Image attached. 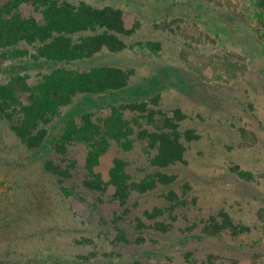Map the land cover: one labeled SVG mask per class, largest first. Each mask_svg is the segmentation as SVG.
<instances>
[{"label": "rangeland", "instance_id": "obj_1", "mask_svg": "<svg viewBox=\"0 0 264 264\" xmlns=\"http://www.w3.org/2000/svg\"><path fill=\"white\" fill-rule=\"evenodd\" d=\"M55 1L119 8L133 33L123 37V51L81 61L49 60L43 54L53 46L44 44L0 50V90L10 88L18 103L15 124L27 131L46 118L34 114V101L51 97L46 77L60 70L117 67L131 74L129 86L73 97L37 147L0 112V264H209L210 256L218 264H264L263 3L48 2ZM41 2L0 0V17L24 18L41 35L51 24L35 9ZM102 76L95 88L104 86ZM130 104L138 111L123 108ZM98 131L111 145L86 143ZM175 143L187 148V163L153 167L163 162L158 151ZM117 161L129 174L124 203L112 180ZM49 162L72 177L55 176ZM157 172L178 175L177 182L145 192ZM211 224L222 226L220 235L210 234Z\"/></svg>", "mask_w": 264, "mask_h": 264}, {"label": "trees", "instance_id": "obj_2", "mask_svg": "<svg viewBox=\"0 0 264 264\" xmlns=\"http://www.w3.org/2000/svg\"><path fill=\"white\" fill-rule=\"evenodd\" d=\"M44 1L45 2H41V4L36 3L35 9L43 13V16H45V18L47 17V20H49L51 24L43 29L41 35L39 33H31L28 21L24 20V18H12L8 21V19H2L0 17V50L16 47L21 42H27L33 45L44 44V47L53 46L54 51L51 54H43V56L49 60L59 62L81 61L92 58L94 55L105 51L112 53L123 51L126 48L123 37L133 33L132 30L126 29L123 20V12L119 8L111 6L100 8L88 2H82L75 7L67 1L61 3L55 1L54 4L48 2L53 0ZM260 1L264 5V0ZM57 5H60L62 8L58 9L56 7ZM52 6H55V10H52ZM33 25L37 27L36 23H33ZM58 73L57 75L46 77V84L48 82L54 86L51 97L49 98V92H46L43 94V97H45L44 101H34V114L38 112L39 114L45 115L46 118L39 117L32 125L29 124V127H33H30L27 131L24 129L22 122L20 125L21 128L15 124L16 119L12 114L17 112L18 103L12 98L11 89L6 88V86L0 90V112L3 111L5 114L9 113L7 115L9 116L8 120L11 123V127L23 141H28L27 143H30V141L36 140L35 144H31L32 146H41L46 139L50 137L48 126L61 117L60 109L63 106L69 105L73 97L79 94L114 92L123 89L129 86L131 76V74H125L123 69L111 66H101L94 70L91 69L89 72L82 73L69 72V70H60ZM99 73H103V76L98 81H102L104 86L95 88L98 87L96 86L97 82L95 81V77ZM3 90L7 93L6 95L1 94ZM3 102L6 103V107ZM143 106L145 107L147 105L145 104ZM123 108L129 109L130 111H138V106L133 104ZM150 111L152 117H154L155 112L152 110ZM27 112L28 110H26L25 113L28 114ZM168 127H172V125L169 124ZM128 131L131 132L129 128ZM102 135V132L98 131L97 134L93 133L92 138L90 137L85 141L86 143L95 144L104 141L108 146L111 145L113 142L111 136L103 137ZM36 136H39L38 140ZM167 148L169 149L158 151L157 156L161 154L163 156V162L158 164L155 160L152 162L153 167L168 169L177 166L179 163H187L188 160L185 158L187 148L185 145L183 146L181 143H175L173 146H167ZM120 164L121 163L117 161V169H113L112 180L113 183L117 185L118 189L121 190L119 197L123 199L124 203L131 193V189H129L125 183L126 180H128L127 176H129V174L125 171V166H121L122 164ZM47 166L51 173L58 177H64V180L72 177V173L69 172L68 169L55 165L53 162H49ZM157 174H159V178L154 179L151 184H147L148 187L146 186L147 188H144L145 192L154 190L159 184L171 186L175 184L178 179V175H166L161 172H157ZM64 180H61L60 183H63ZM92 182V180L87 181L88 185H94ZM89 188L90 190L95 189L94 186H89ZM192 190V184L188 183L185 191L192 192ZM171 195L175 196L173 192H171ZM174 207L175 205L172 209ZM162 212L163 211H159L158 213ZM210 227L212 228L211 235L221 234L222 226L212 225ZM207 262L209 264H218L217 260L212 256L208 258Z\"/></svg>", "mask_w": 264, "mask_h": 264}]
</instances>
